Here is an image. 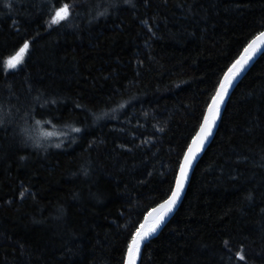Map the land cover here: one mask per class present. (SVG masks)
<instances>
[{
  "label": "trees",
  "instance_id": "trees-1",
  "mask_svg": "<svg viewBox=\"0 0 264 264\" xmlns=\"http://www.w3.org/2000/svg\"><path fill=\"white\" fill-rule=\"evenodd\" d=\"M263 29L264 0H0V264H123ZM139 264H264V52Z\"/></svg>",
  "mask_w": 264,
  "mask_h": 264
},
{
  "label": "snow or ice",
  "instance_id": "snow-or-ice-1",
  "mask_svg": "<svg viewBox=\"0 0 264 264\" xmlns=\"http://www.w3.org/2000/svg\"><path fill=\"white\" fill-rule=\"evenodd\" d=\"M68 14V6L65 5L63 8L59 9L56 12L51 23H58L60 20L65 19ZM261 37H264V33H261ZM257 39L259 40L260 37H258ZM27 48L28 44L25 43L24 46L19 49L16 55L11 57L6 62L7 66L9 68H13L18 63H20L25 55ZM258 50L259 49L257 41L254 40L251 44H249L248 48L245 49V53H247V55L242 56L239 60H237L228 70V73L225 74L224 80L220 82L219 89L217 90L215 96L212 97V103L208 107L209 115L204 117V123L200 126V131L197 134L196 138L193 140V144L196 145V148L194 150L192 147H190L188 149V153L185 155V163L181 166V173L177 178L175 191L172 192V195L168 200L165 201V203L161 204L158 209L154 210L157 213L155 218L152 219L151 222L146 219L145 223L141 224L140 227L136 230L135 236L128 246V264H135L136 256L139 253L141 243L146 238H148V236L156 232V230L163 223L168 213H170L175 207L180 197V193L183 190L184 182L187 178L188 169L191 167L192 160L195 158V152L199 151L204 142L207 140L208 136L211 135L212 128L215 125L216 118L219 114L220 105L222 104L229 87L232 85L237 76H239V74L243 71L244 66ZM151 215L152 214L150 213L149 216ZM240 259H243L242 255L240 256Z\"/></svg>",
  "mask_w": 264,
  "mask_h": 264
},
{
  "label": "water",
  "instance_id": "water-1",
  "mask_svg": "<svg viewBox=\"0 0 264 264\" xmlns=\"http://www.w3.org/2000/svg\"><path fill=\"white\" fill-rule=\"evenodd\" d=\"M261 33H264V29L259 32L257 35H255L249 42L248 44L243 48V50L241 51V53L239 54V56L234 60V62H232L228 68L225 70V72L223 73L219 83H218V86L213 94L212 97L215 96L217 90L219 89V86H220V82H222L224 80V77H225V74L228 73V70L232 67V65L237 61L239 60L242 56H245L247 55V53H245V49L248 48L249 44H251L254 40L257 41V45H258V51L255 53V55L252 56V58L248 61V63L244 66V69L243 71L239 74V76H237V78L233 81L232 85L229 87L228 89V92L227 94L225 95L224 97V100L222 102V104L220 105V110H219V114L216 118V122H215V125L213 126L212 128V133L210 136H208L207 140L204 142L203 146L199 149V151H196L195 152V158L192 160V164H191V167L188 169V173H187V178L184 182V186H183V190L181 191L180 193V197L175 205V207L173 208V210L168 213V215L165 217L163 223L160 225V227L156 230L155 233L151 234L150 236H148V238H146L142 243H141V246H140V250H139V253L138 255L136 256V261H135V264H139L140 262V258H141V253H142V249L144 247V245L149 242L150 240L156 238L159 233L162 231V229L165 227V225L169 222V220L173 217V215L175 214V212L177 211L179 205L181 204L182 200H183V197L185 195V192H186V189L188 187V184H189V181H190V178H191V175L193 173V170L197 164V162L199 161V159L202 157L203 153L205 152V150L208 148V146L210 145V143L212 142L216 132H217V129H218V126L220 124V121H221V118H222V115H223V112H224V109L226 107V104L233 92V90L235 89V87L237 86V84L243 79V77L246 75V73L249 71V69L254 65V63L257 61V59L261 56V54L264 52V37H261ZM260 37V39L258 40L257 38ZM212 97L209 101V104L204 112V115H203V118L201 120V123L197 129V131L195 132V134L193 135V137L191 138L184 154H183V157H182V160L180 162V165H179V168H178V171H177V175H176V179H175V182H174V186H173V189L170 193V195L168 196L167 199H165L164 201H162L161 203L157 204L155 207H153L143 218V220L141 221L140 225L141 224H144L146 219L151 222L152 219L155 218V216L157 215V213L154 211L155 209H158L159 206L163 203H165L166 200L169 199V197L172 195V192L175 191V188H176V181H177V178L180 176V173H181V166L185 163V155L188 153V149L190 147H192L194 150L196 148V145L193 144V140L196 138L197 134L199 133L200 131V126L204 123V117L209 115V112H208V107L209 105H211L212 103ZM152 214L151 216H149V214ZM140 225L138 226V228L140 227ZM137 228V229H138ZM136 233V232H135ZM135 236V234H134ZM133 236V237H134ZM133 239V238H132ZM132 241V240H131ZM131 243V242H130ZM123 264H128V249L126 251V255H125V259H124V263Z\"/></svg>",
  "mask_w": 264,
  "mask_h": 264
},
{
  "label": "bare ground",
  "instance_id": "bare-ground-1",
  "mask_svg": "<svg viewBox=\"0 0 264 264\" xmlns=\"http://www.w3.org/2000/svg\"><path fill=\"white\" fill-rule=\"evenodd\" d=\"M40 128H41V127H40ZM38 129H39V128H38ZM37 132H38V131H37ZM41 132H42V131H41ZM45 135H46V134H45ZM29 136H30V135H29ZM29 136H28V137H29ZM33 136H35V135H33ZM37 137H38V136H37ZM37 137H36V138H37ZM47 137H48V136H47ZM44 138H45V137H44ZM30 140H31V139H30ZM34 141H35V140H34ZM34 141H33V142H34ZM37 142H39V141L37 140ZM45 142H46V141H45ZM49 142H50V141H49ZM46 143H47V142H46ZM38 144H39V143H38ZM38 144H37V145H38ZM39 146H40V145H39ZM47 146H48V145H47ZM43 147H44V145H43Z\"/></svg>",
  "mask_w": 264,
  "mask_h": 264
},
{
  "label": "rangeland",
  "instance_id": "rangeland-1",
  "mask_svg": "<svg viewBox=\"0 0 264 264\" xmlns=\"http://www.w3.org/2000/svg\"><path fill=\"white\" fill-rule=\"evenodd\" d=\"M25 53H26V52H25ZM25 55H26V54H25ZM23 58H24V57H23ZM8 60H9V59H8ZM8 60H7V61H8ZM21 63H22V61H21ZM18 64H19V63H18ZM18 64H17L16 66H18ZM6 66H7V63H6ZM16 66H15V67H16ZM15 67H13V68H15ZM7 68H9V67L7 66ZM13 68H9V69H13ZM205 110H206V109H205Z\"/></svg>",
  "mask_w": 264,
  "mask_h": 264
}]
</instances>
